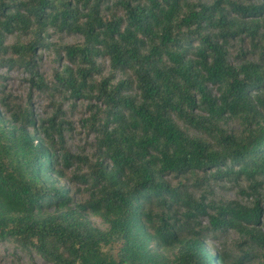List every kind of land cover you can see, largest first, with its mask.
I'll use <instances>...</instances> for the list:
<instances>
[{
  "label": "trees",
  "instance_id": "trees-1",
  "mask_svg": "<svg viewBox=\"0 0 264 264\" xmlns=\"http://www.w3.org/2000/svg\"><path fill=\"white\" fill-rule=\"evenodd\" d=\"M1 67L53 111L1 89L0 241L53 264H264V0H0ZM58 101L91 111L90 156ZM225 179L251 201L217 198ZM227 230L238 247L210 251Z\"/></svg>",
  "mask_w": 264,
  "mask_h": 264
},
{
  "label": "rangeland",
  "instance_id": "rangeland-1",
  "mask_svg": "<svg viewBox=\"0 0 264 264\" xmlns=\"http://www.w3.org/2000/svg\"><path fill=\"white\" fill-rule=\"evenodd\" d=\"M17 36L23 37L22 35L15 33L7 34L6 40L12 42ZM54 40L59 45L70 44L80 41V37L75 34H61L60 36L54 38ZM57 45V49L60 53V60L57 59V53L50 47L46 50L37 53L38 59L37 64L39 71L45 75L46 78L51 77V73L61 61L65 59L64 55L61 54ZM57 59V62H56ZM103 66L105 67V72L109 73L108 60H102ZM0 93L1 89L5 94H10L15 96L16 102H21L22 104L28 103V93L30 90V110L34 117L40 118L45 117L53 111L50 101L48 100L46 94L38 92L37 90L29 87L27 81H25L26 73L17 68H0ZM26 102V103H25ZM61 104V109L64 112V137H65V147L74 154L87 155L90 156L95 150V138L94 133L90 132L88 126L91 122L90 113L91 111L86 107V104L82 101H76L73 105L72 102L68 101ZM85 170V168L82 166ZM73 173L71 170L68 172L67 177L71 178ZM73 183V185L71 184ZM245 180H241L240 183L234 184L230 180H223L218 182L216 189L217 198H235L242 204H248L251 198L243 193H240L238 187L245 185ZM62 185L71 194L72 191H80L82 189L79 181L66 182L62 181ZM193 190V188H191ZM92 221L100 227H104V224L100 218L92 216ZM203 224L207 223L206 218H202ZM207 247L210 251L214 248L228 249L232 250L238 247L239 236L232 230H227L224 232L207 233L206 235ZM264 253V249L261 250ZM216 263V262H215ZM256 264V260L252 262ZM0 264H53L41 256L36 255L31 252L22 251L21 248L16 246L14 243L9 241H0Z\"/></svg>",
  "mask_w": 264,
  "mask_h": 264
}]
</instances>
